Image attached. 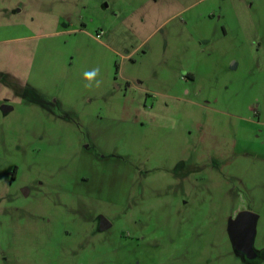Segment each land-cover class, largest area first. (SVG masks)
Masks as SVG:
<instances>
[{"label": "rangeland", "instance_id": "rangeland-1", "mask_svg": "<svg viewBox=\"0 0 264 264\" xmlns=\"http://www.w3.org/2000/svg\"><path fill=\"white\" fill-rule=\"evenodd\" d=\"M242 211L264 264V0H0V264H251Z\"/></svg>", "mask_w": 264, "mask_h": 264}, {"label": "water", "instance_id": "water-1", "mask_svg": "<svg viewBox=\"0 0 264 264\" xmlns=\"http://www.w3.org/2000/svg\"><path fill=\"white\" fill-rule=\"evenodd\" d=\"M5 107L4 111L6 112L7 108ZM257 221L258 216L256 214L249 211H242L230 222L228 228L235 250L241 253L249 262L258 257V251L254 248ZM110 226L108 222L103 220L101 229L106 230Z\"/></svg>", "mask_w": 264, "mask_h": 264}, {"label": "clouds", "instance_id": "clouds-1", "mask_svg": "<svg viewBox=\"0 0 264 264\" xmlns=\"http://www.w3.org/2000/svg\"><path fill=\"white\" fill-rule=\"evenodd\" d=\"M99 71V68H96L90 72L84 73L85 79L88 81V83L85 84L86 88L93 87V84H95V87L97 88L100 87L102 81L95 79L99 75Z\"/></svg>", "mask_w": 264, "mask_h": 264}, {"label": "flooded vegetation", "instance_id": "flooded-vegetation-1", "mask_svg": "<svg viewBox=\"0 0 264 264\" xmlns=\"http://www.w3.org/2000/svg\"><path fill=\"white\" fill-rule=\"evenodd\" d=\"M261 253H263V252H258V257H257V259H255V260H253V261H251L250 263L251 264H259V262L261 261V258H262V254Z\"/></svg>", "mask_w": 264, "mask_h": 264}, {"label": "crops", "instance_id": "crops-1", "mask_svg": "<svg viewBox=\"0 0 264 264\" xmlns=\"http://www.w3.org/2000/svg\"><path fill=\"white\" fill-rule=\"evenodd\" d=\"M4 107H3V109H4ZM5 108H7L6 112L11 111V108H9V107L6 106Z\"/></svg>", "mask_w": 264, "mask_h": 264}]
</instances>
